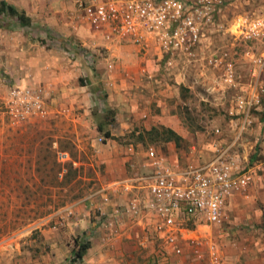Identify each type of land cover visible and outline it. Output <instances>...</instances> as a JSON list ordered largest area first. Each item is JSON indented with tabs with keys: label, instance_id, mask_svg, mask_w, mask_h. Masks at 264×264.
<instances>
[{
	"label": "crops",
	"instance_id": "obj_1",
	"mask_svg": "<svg viewBox=\"0 0 264 264\" xmlns=\"http://www.w3.org/2000/svg\"><path fill=\"white\" fill-rule=\"evenodd\" d=\"M6 1L19 10H23L30 17L31 23L38 21L48 23L50 28L58 30L62 29L65 24L66 34L77 39L84 50L63 61V56H60L61 54L56 50L43 52L35 42L0 40V108L5 109L2 113L11 115L5 103L13 100V91L28 88L34 94H38L36 90L34 92V88L37 86L39 88V84H42L48 97L51 117L65 115L70 117L74 126H76L75 123H81L86 127L89 132L86 130L80 134L75 127V133L78 141H87V145L97 147L94 154H91L89 165H87L95 171L94 162L102 161L101 167L105 170L112 167V164L119 168L118 173L112 176L115 178L103 181L99 179L100 187L102 190L105 189V191L101 190L102 199L104 195L109 199L107 201L99 199L94 204L97 215L102 214L103 219L110 222L114 205H120L127 200L129 195L134 196L141 192L136 189L144 188L145 178L148 175L145 172L151 171L147 158L142 160L141 164L132 170L133 172L127 171L133 167L131 159H136L139 155L144 156L146 153L136 150L139 144L132 142L131 131L135 128L150 129L162 125L171 128L185 138L187 134L182 125L184 93L204 94L210 100L222 96L223 86L217 81V78L221 76L217 77L215 71L207 72L205 67L204 69L200 67L203 50L208 51L210 56L213 51L209 46L214 42L206 38L204 45H198L195 61L189 63L185 58H179L171 66H167L159 40H143L146 44V47H143L142 44L133 40L111 41L105 40L101 34L95 35L90 26L84 22L82 12L78 10L75 0ZM86 1L91 2L92 0ZM230 45L232 47L233 42ZM98 50L102 57L94 58L92 51L98 53ZM91 55L93 59H90ZM89 60L93 63L92 65L88 64ZM97 100H102L103 103L97 106ZM261 107L259 114H252V124L237 144V146L242 145L245 150L240 151L235 146L238 152L237 164L240 167L243 165L242 157L247 155L254 142L260 141V145L263 146L261 152L264 154V106ZM96 112L103 113L99 125ZM216 129L222 132L220 136L213 133L219 138L217 140L229 142L232 139L228 129L226 130L228 133H224L219 127H216L214 132ZM105 131H109L110 137L104 135L105 141L96 142L100 140V136H103ZM2 137L3 130L0 131V142ZM226 137L230 140L228 141ZM116 140L127 141V147L122 150L121 145L115 144ZM213 143L209 148L210 156L208 155V158L201 162L194 160L193 165L202 164L211 158L214 151ZM76 146L80 154L84 153L80 144L76 143ZM168 154L165 159L169 163L184 165L182 160L177 158L181 153L174 150L172 144H169ZM14 156L7 154L6 158L10 161ZM186 161L189 162L188 158ZM252 164H254L252 168L249 167L252 182L249 183L247 193L232 195L227 200L225 209H229V214L234 215V219L241 218L251 228H256L264 217V158L261 162L257 161ZM6 167H10L9 162ZM121 181L130 184L131 192L127 194L123 190L111 189L110 186L113 183ZM5 186L7 185L4 182L2 189H5ZM84 203L86 201L81 198L70 204L71 206L67 204L68 206L65 207L68 212L72 213L68 225L74 237L77 235L90 236L89 248L82 261L78 262L79 264H138L139 251L146 252V255L155 251L151 245L152 242L147 243L146 246L140 244L145 235L142 224L125 219L124 223L118 226L120 231L116 234L106 226L94 224L93 219L97 215L92 218L91 207ZM46 216L39 217L40 224L48 219L45 218ZM259 230L261 231L259 238L252 237L248 245L241 243L237 264H264V240L261 241L264 229L260 227ZM183 236L194 238L196 230L188 229ZM253 243L257 250H251ZM182 245L184 250L191 244L184 240ZM184 261L185 256L183 255L173 256L172 264L198 263L196 260ZM230 263L233 262L227 260L223 262V264Z\"/></svg>",
	"mask_w": 264,
	"mask_h": 264
},
{
	"label": "rangeland",
	"instance_id": "obj_2",
	"mask_svg": "<svg viewBox=\"0 0 264 264\" xmlns=\"http://www.w3.org/2000/svg\"><path fill=\"white\" fill-rule=\"evenodd\" d=\"M259 14H264V0H237L219 13V22H222L228 29L224 32H210L208 34L210 36L209 40H213L214 43H212L213 45H210L209 48L213 51L212 54L217 57H220L223 52H227L229 55L226 57V60L223 58L216 66H212L207 60L209 52L204 49L200 67L203 69L205 67V70H208L207 72L215 71L218 77L223 74L225 62L231 60L235 72V83L231 86L224 85L222 77H218L217 81L223 86L222 96H218V98L216 97L212 100L204 96V94L192 95L190 93H184L185 104L182 109V125L187 135H185V140L181 144V146H183L177 147L175 143L168 142L158 146L150 144L146 147L138 142L137 151L145 153L149 147H152L160 155L166 157L169 155V144H172L174 150L181 153L182 156L178 155L177 158L182 160L184 165L188 163L195 164L194 160L196 159L199 162L206 160L208 155L210 156L209 148L211 144L219 139L213 134L216 133L214 129L219 127L224 133H228V131H226L227 129L230 131L228 119L232 116L230 114V108L233 103L232 100L240 91H244L243 89L248 88L250 85L252 87L255 85L259 96V103L252 107L250 112L253 115L260 113V110H262L260 109L262 108L261 106H264V70L258 74L257 66L255 67V64L244 55V51L249 47L251 52L255 55L264 53V39L259 41H244L236 38L239 33L237 29L238 22L241 19L249 20ZM0 40H29L32 43L35 42L41 47L43 52L56 50L61 54L60 56H63V61H65L67 57L71 58L76 53H80L84 50L80 47V43L77 39L71 38L70 35L66 34L65 24H63V28L60 30L50 28L48 23H41L39 21L31 23L28 27H21L15 18L10 16L3 17L2 15H0ZM231 42H233L232 47L230 45ZM200 44L204 45V40L201 41ZM92 54L94 58L101 56L99 50L98 53L92 51ZM88 62L90 65L93 64L91 60ZM254 69H256L255 72H253ZM7 79H9V77H7ZM241 87L243 88L241 89ZM39 88L38 86L35 87L34 92L36 90L40 95L44 108L43 114L36 113L31 115V117L18 119L12 115H7L5 112L2 113L5 109L3 107L0 108V131L3 130V137L0 142V170L3 166V163H1L2 159L6 158L7 154L19 150L23 151L25 149L33 151L34 145H31L29 142L30 140H28L33 136V133L30 132L26 137H23L19 133L21 129L23 130L28 124L40 126L45 132L44 137L52 136L56 138L57 136L65 135L77 144H80V147L84 150V153L80 155L82 161L90 162L89 158H91V154H94L95 149H97V147L87 145V141L77 140L75 127L76 130L82 134L87 130L84 125L75 123L76 126H74L70 117L68 118L65 115L51 117L45 88L42 84H39ZM102 103V100H97V106L98 104L100 106ZM96 113L97 124L99 125L100 117L103 116V113ZM86 132L89 131L87 130ZM229 133L231 134V132ZM102 135L103 136H100V140L96 142L105 141L106 138L104 134ZM95 136L94 134V137ZM226 138L228 139V137ZM229 140L230 139H228V141ZM115 144L121 145V149L124 150L128 142L116 140ZM192 147H194V149H192ZM237 147L240 151L245 150L240 144ZM262 149L263 146L260 145V141L254 142L247 155H245L244 158L242 157L243 165L241 166L252 168L254 165L252 163H257V161L261 162L264 158V154L261 152ZM146 158L145 153L144 156L139 155L136 159H131L130 162H132L131 164L133 167L130 170L125 169V171L133 172L132 170L137 168V165L141 164V161ZM187 158L189 162L186 161ZM95 163H97V165H95ZM101 164L102 161L94 162V182L87 190L85 196L82 197V199L86 201L84 204L91 207L90 214L92 218L98 213L96 212L94 204H96L99 199L104 201V199H102V191H105V189L102 190V187H100L99 179L101 181L104 179L111 180L115 178V176H112L117 174L119 169L117 165L112 164V167L105 170L101 167ZM24 165L27 166V164ZM32 166L33 165L30 164L29 169L26 170L27 168H25V170L30 172ZM255 172L254 170V173ZM145 174L149 173L145 172ZM25 176H27V174ZM5 179L6 178H3L0 174V228L6 222L9 224V227L4 231L0 229V264H67L70 262L69 260L72 257V250L74 248V234L70 231L71 229L68 225V220L71 218L72 213L68 212L65 207L68 205L71 206L70 204L79 201L81 198L73 200L68 203V205L52 211L45 217L48 219L43 224H40V218L37 212L41 209V203L43 201L38 200L39 195L36 192V187L39 185L38 179L36 177L28 179V176L27 179L25 177L24 179H20L21 186L27 185L30 188L32 192L30 196H27V194L23 192V189L18 192H10L11 187L9 186H5V189H2L3 182H6V180L8 181V179ZM16 183L18 182L12 181L11 184L15 185ZM136 190H141V192H135L137 196L143 195L145 191L144 188H137ZM246 193L245 191L240 195H245ZM234 217V215L230 216L229 209L226 208L225 219L220 225L208 227L204 225L196 226L191 223L186 224L187 228L196 230V236H194V238H198L196 241L199 243L191 244L183 250L181 255L185 256L184 262H193L196 260L198 263L194 264H212L209 258L208 246L215 244L220 252L221 264H223L225 260L233 262L230 264H237V261H239L237 257L238 254H240L239 247H241V243L243 242L245 245H248L252 237L254 239L260 237L259 233L261 231L259 229L260 227L264 229V217L262 218L263 220L257 224L256 228H251L241 218L234 219ZM23 218H27V220L32 222L25 226L17 225L11 227V222H14V220L20 221ZM93 220H95L94 224H97V217ZM263 236L261 237V241L264 240ZM87 239H90V236L86 235L83 240ZM151 245L154 247L155 251L150 253V255H146V252H138V264H172L173 255H169L168 261H165L160 255V248L162 247L160 239L154 237ZM251 246V250H257L255 248V243ZM70 263L79 264L78 262Z\"/></svg>",
	"mask_w": 264,
	"mask_h": 264
},
{
	"label": "built area",
	"instance_id": "obj_3",
	"mask_svg": "<svg viewBox=\"0 0 264 264\" xmlns=\"http://www.w3.org/2000/svg\"><path fill=\"white\" fill-rule=\"evenodd\" d=\"M237 0H75L82 18L95 35L101 34L105 40H133L146 47L143 40H159L165 63L171 66L175 60L185 58L188 62L196 59V50L201 40L208 35L224 32L227 27L219 22L222 10ZM239 33L236 38L244 41L264 39V14L238 22ZM229 54L220 57L211 54L207 57L212 66ZM244 55L257 66V73L264 70V53L255 55L247 47ZM93 59V55L91 58ZM256 69L253 70L255 72ZM254 75V73H253ZM224 85H234L233 62H225L222 74ZM13 91V100L5 103L13 117L24 119L31 115L44 113L39 94L28 88ZM240 91L232 100L229 119L232 139L229 142L217 140L213 143L211 158L202 164L169 163L163 155L149 147L146 157L150 172L146 176L144 194L127 198L122 204H115L112 220L106 222L102 214L97 215V224L119 233V225L125 219L143 225L145 233L142 243L146 246L153 238L160 239L161 256L168 261L169 255L183 253V241L199 243L198 238L184 237L188 232L186 224L196 226L220 225L225 219L227 200L234 194L244 193L252 180L248 167L237 164L238 152L235 149L243 134L252 124L251 108L259 103L255 85ZM258 107V106H257ZM221 135L220 129L215 130ZM58 158H68L59 152ZM114 191L131 192L126 181L113 183ZM120 188V189H119ZM104 201L108 196L104 195ZM146 219V221H145ZM209 247L212 264H221V256L215 244ZM159 250V249H158Z\"/></svg>",
	"mask_w": 264,
	"mask_h": 264
},
{
	"label": "trees",
	"instance_id": "obj_4",
	"mask_svg": "<svg viewBox=\"0 0 264 264\" xmlns=\"http://www.w3.org/2000/svg\"><path fill=\"white\" fill-rule=\"evenodd\" d=\"M0 15L10 16L16 19L21 27H28L31 25V19L23 10H19L13 4L6 0H0ZM98 129L101 130L100 126ZM33 133L28 140L30 144L34 145L32 150H19L14 153V158L8 161V158L2 159L3 166L0 174L6 180L5 185L11 187L10 192H18L23 189V192L30 196L32 193L27 185L21 186L20 179H32L36 177L39 185L36 187L38 193V200H42V207L38 210V217H43L52 211L61 208L73 200L85 196L87 190L94 182L93 169L88 166L89 162L82 161L81 154L78 152L76 142L65 135L44 137V130L35 124H28L19 132L23 137L29 133ZM105 137H110L109 131L104 132ZM130 136L133 138V143L140 142L146 147L150 144L161 145L168 142H173L177 147H182L184 138L169 127L162 125L151 127L150 129L135 128L131 131ZM65 152L68 158L64 161L59 160L58 153ZM9 162L10 167H6ZM24 164H27L24 165ZM32 164L30 172L29 165ZM88 164V165H87ZM24 168V171H22ZM25 168H27L25 170ZM27 174V176H25ZM11 180V181H9ZM12 181H17L15 186L11 184ZM4 183V182H3ZM31 222L27 218L22 220H14L11 222V227L17 225H25ZM9 227L6 222L0 229L4 231ZM85 235H77L74 237V248L72 250V257L70 262H80L89 248V240H83ZM68 262L67 264H71Z\"/></svg>",
	"mask_w": 264,
	"mask_h": 264
}]
</instances>
